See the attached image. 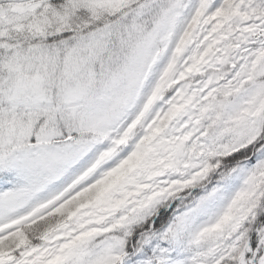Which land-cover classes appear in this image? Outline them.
Here are the masks:
<instances>
[{"label":"snow or ice","instance_id":"1","mask_svg":"<svg viewBox=\"0 0 264 264\" xmlns=\"http://www.w3.org/2000/svg\"><path fill=\"white\" fill-rule=\"evenodd\" d=\"M0 264H264V0H0Z\"/></svg>","mask_w":264,"mask_h":264}]
</instances>
